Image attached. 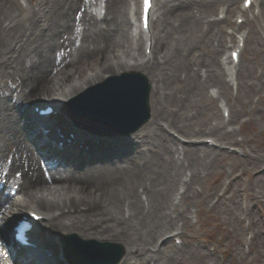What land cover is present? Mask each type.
<instances>
[{
  "label": "bare ground",
  "instance_id": "6f19581e",
  "mask_svg": "<svg viewBox=\"0 0 264 264\" xmlns=\"http://www.w3.org/2000/svg\"><path fill=\"white\" fill-rule=\"evenodd\" d=\"M32 1L31 10H21L19 0H0V183L16 182L22 192L15 203L0 187V221H8L6 212L28 208L46 216V226L37 231L52 246L56 245L53 235L76 233L85 239L122 243L127 253L121 264H173L180 249L172 247L164 253L156 244L164 235L169 240L178 218L187 222L185 208L180 210L172 200L173 189L182 184L192 199L198 198L194 183H200L201 170L205 172L217 162L218 153L191 142L180 151L170 130L182 136L207 132L218 141L228 140L231 134L226 142L233 140V131L224 130L225 122L217 113L212 112L215 124L205 127L200 121L205 112L200 101L201 89L209 84L220 86L221 96L228 94L216 58L224 47L221 22L207 18L217 3H227L226 9H230L235 0H162L156 16L158 27L165 37L182 36L184 46L163 52L164 60L158 62L154 52L161 46L156 36L151 43L152 57L141 53L140 32L133 40L137 54L133 48L130 51V12L126 11L130 0H99L105 2L103 19L91 9L98 0ZM194 47L201 53L186 58ZM175 51L185 59L180 73L185 84L180 87V97L173 99L168 84L172 77L163 75V70L172 63ZM132 70L145 74L151 83V122L136 136L101 137L98 144L89 140L86 144H91L92 151L83 154L84 166L74 167L77 156L64 153L66 145L51 150L42 146L46 154H53L44 161L38 140L23 123L24 102L49 101L58 108L106 73ZM11 80L16 83L14 90L8 85ZM203 98L213 100L206 93ZM184 103H192L197 110L186 115L189 106ZM36 136L44 145L43 139H54ZM201 148L204 150L198 154ZM186 170L189 179L182 177ZM17 173L21 174L19 180ZM263 173L261 166L252 174ZM11 255L0 231V264H17Z\"/></svg>",
  "mask_w": 264,
  "mask_h": 264
},
{
  "label": "rangeland",
  "instance_id": "374dc122",
  "mask_svg": "<svg viewBox=\"0 0 264 264\" xmlns=\"http://www.w3.org/2000/svg\"><path fill=\"white\" fill-rule=\"evenodd\" d=\"M19 1L23 2L21 10H25L26 8L31 10L34 6L32 0ZM161 2L162 0H157L156 2L157 8L154 22L157 41L160 42L161 46L156 50V59L154 61L157 62L159 60H164L161 58L163 52L170 49L169 52L172 53L173 48H183L182 46H184V39L182 36H179V34L173 33L171 36L168 37L166 35L165 37L163 36L164 32L160 31L156 16L160 15ZM217 5H219V3L212 8L210 12V14H212L211 16L215 15ZM234 16L235 13L230 17L232 24H234ZM228 17L229 16L227 15L226 20L220 23L223 35L224 32L227 33V31L230 30V21ZM260 24L261 21L258 19L254 22L253 26L247 24L244 25V27H253L254 29H250L249 37L247 39L248 41L241 54L238 67L239 89L237 93L236 91L228 90L227 96H224L225 99L220 97V99H223L227 103L231 110V121L226 124V129L229 128L234 130L232 139L238 144L231 145L232 143L226 142L231 138L230 135L228 140H223V144L221 143L226 146L225 150L219 151L218 149H211L210 147H208V149L206 148L207 150H212L218 153L217 162L212 165L211 169L206 170L203 166L196 165V168H204L208 173L205 178H201L200 183H194V187L197 190H200L198 198L192 199L186 193V204H183V206L186 208L185 213L188 220L184 225L185 228L182 233L183 245L179 250L177 257L172 260L173 264H264V173L260 176L252 174L254 169L264 166V33L261 31ZM195 30L198 34L197 28ZM163 44H166V47L163 48ZM188 51L186 57L188 59H193L194 55H199L201 53L198 47L189 48ZM169 52L168 54L166 52V54L169 55ZM175 53L176 55H174L172 63L165 65V69L163 70V75L172 77V79L168 81V84L169 89L172 91L173 99L180 97L182 91L180 87L185 84L182 82V77H180L181 68L185 64V59L179 52L177 53L175 51ZM217 55L218 54H216V58ZM11 82L13 81H8L10 86L12 85ZM211 85L217 84H209L206 89H201L202 99L200 102L204 105L205 112L203 114L204 117L201 118L200 121L205 127L213 126L216 122L215 116L212 115V112L217 113V117L222 119L221 109H219L218 106L213 105L214 100L203 98L204 93L209 95V93L217 91V86H212L209 89L208 87ZM148 101L151 116V88ZM184 106H189L186 108V115L197 110L196 106H193L192 103H184ZM59 117H61L60 121L67 118L66 114H61ZM151 119L152 118L149 117V119L134 132L117 137L136 136V134H139L151 122ZM205 119L206 121L204 123ZM63 123L65 122L63 121L61 124ZM76 128L85 134L91 135L90 132L84 129ZM182 134L184 138L194 139L195 142L193 143H200V145L204 144L205 136L212 135L207 132L201 134H191V132ZM95 138L99 139L97 136H95ZM240 138L242 141L238 142L240 141ZM177 146L180 147L179 142ZM230 147L241 150V154L235 155L230 153ZM204 148H201L198 151V154L202 153ZM75 162L77 166L74 167L83 165L82 162L86 165L85 158H78ZM230 170H233L234 173L243 171V174L234 180L227 195L215 206V208L210 209L207 201L215 193L217 188L226 181L225 178H229L228 174L230 173ZM3 190L7 195L6 187H4ZM21 195L22 192L12 200H14L15 203H18L22 198ZM244 196L246 197L245 201L249 205L248 216H251L254 220V225L248 229H253L255 233V237L253 238L252 245L248 252L246 251V248L243 249L240 244V240L243 238L247 230V228H244L245 224L243 223V217L246 216V211H243L240 205V201ZM196 209H198L199 213L197 218L195 217V219H193L191 210ZM15 211L16 210H14V212ZM11 214L13 215V213H9L8 216H11ZM44 225L45 224L42 226L44 227ZM116 243L121 244L123 248L124 255L119 262L116 263L121 264L127 251L122 243ZM173 244L174 240H171L168 243V245ZM56 247L58 250L56 251L58 252L57 255L60 256L62 251L60 243ZM167 248L169 247L166 245L165 249L167 250ZM204 254H208L214 258H205ZM130 256L132 255L130 254ZM61 260L64 263L62 256Z\"/></svg>",
  "mask_w": 264,
  "mask_h": 264
},
{
  "label": "water",
  "instance_id": "95a60500",
  "mask_svg": "<svg viewBox=\"0 0 264 264\" xmlns=\"http://www.w3.org/2000/svg\"><path fill=\"white\" fill-rule=\"evenodd\" d=\"M132 82L128 85L129 90L125 88L126 82L120 84L119 89L113 88L110 85V80L104 86H100L96 90V93H104L103 96L98 100L99 105H103L102 109L96 111V114L99 113L100 117H106L111 119L114 124H119L121 121H126L135 116L137 119L128 129L121 130L123 133H130L139 128L149 117V108H148V93L149 86L144 77L131 76ZM128 83V82H127ZM133 90V91H132ZM122 91V92H121ZM104 97L105 102L101 100ZM120 98L123 99V105H120ZM114 108H119L121 110H113ZM110 112V113H109ZM138 114V115H136Z\"/></svg>",
  "mask_w": 264,
  "mask_h": 264
},
{
  "label": "snow or ice",
  "instance_id": "6c2138e0",
  "mask_svg": "<svg viewBox=\"0 0 264 264\" xmlns=\"http://www.w3.org/2000/svg\"><path fill=\"white\" fill-rule=\"evenodd\" d=\"M250 3V0H245V6ZM151 7V0H144V21H145V26H147V21H148V11ZM236 53H233V57H236ZM19 175V173H17Z\"/></svg>",
  "mask_w": 264,
  "mask_h": 264
}]
</instances>
